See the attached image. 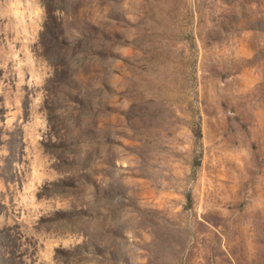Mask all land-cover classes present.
I'll list each match as a JSON object with an SVG mask.
<instances>
[{
    "label": "rangeland",
    "instance_id": "374dc122",
    "mask_svg": "<svg viewBox=\"0 0 264 264\" xmlns=\"http://www.w3.org/2000/svg\"><path fill=\"white\" fill-rule=\"evenodd\" d=\"M0 264H264V0H0Z\"/></svg>",
    "mask_w": 264,
    "mask_h": 264
}]
</instances>
